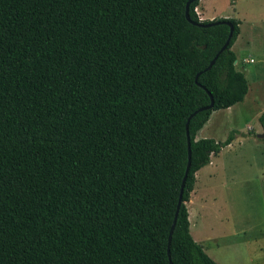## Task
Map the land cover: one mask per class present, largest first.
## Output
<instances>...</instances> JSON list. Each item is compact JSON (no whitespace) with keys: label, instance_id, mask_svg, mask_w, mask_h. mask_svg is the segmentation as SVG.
Here are the masks:
<instances>
[{"label":"trees","instance_id":"obj_1","mask_svg":"<svg viewBox=\"0 0 264 264\" xmlns=\"http://www.w3.org/2000/svg\"><path fill=\"white\" fill-rule=\"evenodd\" d=\"M189 0H0V264H218L190 232L198 138L243 102L227 24ZM190 5L191 18L201 19ZM191 169L170 245L188 164ZM259 121L264 127V112ZM249 134H254L250 131Z\"/></svg>","mask_w":264,"mask_h":264},{"label":"crops","instance_id":"obj_2","mask_svg":"<svg viewBox=\"0 0 264 264\" xmlns=\"http://www.w3.org/2000/svg\"><path fill=\"white\" fill-rule=\"evenodd\" d=\"M208 1L201 0L199 11L202 19L233 17L230 14L222 16L211 6L208 8ZM241 2L238 0V9H234L240 23L235 42L237 50L235 43L233 49L237 54V68L246 74L249 81V92L243 102L226 109L239 107L243 116L250 113L247 103L251 97L254 101L260 98L264 104V13L256 10L245 13ZM248 63L259 66L247 69ZM251 79L253 83H250ZM263 112L264 106L255 115L258 118ZM212 115L198 138L223 141L232 130L240 134L220 153L213 155L209 164L197 171L196 183L187 202L190 232L218 264H264V210L263 214L261 212V208L264 209V138L257 136L264 132V127L258 121L260 125L246 123L245 128L227 127L218 133V128L210 127ZM243 117L245 122H249ZM250 131L254 134H249ZM254 206L258 212L250 213V207ZM203 221L205 231L196 232L195 237L192 227L199 230Z\"/></svg>","mask_w":264,"mask_h":264},{"label":"rangeland","instance_id":"obj_3","mask_svg":"<svg viewBox=\"0 0 264 264\" xmlns=\"http://www.w3.org/2000/svg\"><path fill=\"white\" fill-rule=\"evenodd\" d=\"M201 2L200 5L197 7V10L201 9ZM207 5L212 7V9H215L218 14L222 16H233L236 18V14L234 13V9H238V0H209L207 2ZM237 5V8H236ZM241 7L242 9L246 12L248 10L251 11H258V12H263L264 13V0H242L241 2ZM201 11V10H200ZM243 11V12H244ZM238 12V10H237ZM230 14V15H229ZM202 19V18H201ZM235 43V50H237ZM259 66L257 63H248L246 65L247 69H252ZM241 67V65H240ZM254 81L251 79L250 83H253ZM264 104L262 101H260V98H257L255 101L253 97H251L247 103V108H249L250 113H246L245 118L249 122H245L244 117L242 114H240V108H234L233 110H227V109H220V110H215L212 115V121L210 123V127L216 129L218 128V133L223 132L227 127H236V128H245L246 123H249L251 126L254 125H260L258 122L259 117L255 115L257 111L260 110V107H263ZM241 115V116H240ZM234 124V126H232ZM247 131V130H246ZM203 137V136H202ZM198 202V201H197ZM189 203V202H188ZM187 203V205H188ZM263 208H261V212L263 214ZM258 208L256 206L250 207V213H257ZM260 217V216H259ZM261 218V217H260ZM205 231V222L203 221L201 223V226L199 230H195V227H192V233L197 237L196 232H204Z\"/></svg>","mask_w":264,"mask_h":264},{"label":"water","instance_id":"obj_4","mask_svg":"<svg viewBox=\"0 0 264 264\" xmlns=\"http://www.w3.org/2000/svg\"><path fill=\"white\" fill-rule=\"evenodd\" d=\"M193 1H195V0H189L187 2V4H186V13L185 14H186V18L190 22H192L193 24H197V25L203 26V27H209V26L218 25V24H222V23L223 24H227V25L230 26V32H229V35L227 37V40L223 44V46L221 47L219 52L216 54L214 59L211 61L209 66L207 67V70H209L213 66V64L215 63V61L218 58V56L220 55V53H222L229 46V44H230V42H231V40L233 38V35H234L235 25L232 22L225 21V20H219V19L211 20L210 22H207V23L197 22V21L193 20L191 18V14H190V5H191V3ZM209 94H210V97H211V102L208 105L200 107L199 109L194 111L189 116L188 121H187V125H186L187 137H188V156H189V160H188V164H187V167H186V170H185V174H184V177H183V180H182L181 189H180V195H179V200H178V205H177V210H176L175 217H174V220H173V223H172V226H171V230H170V234H169V250H168L169 256H170V245H171V241H172V237H173V234H174V230H175V227H176V224H177V221H178L180 208H181V205L183 203L184 189H185V186H186V181H187V178H188V175H189V172H190V169H191V163H192V149H191V136H190V130H189V123H190V120L192 119V117L194 115H196L199 111H204V110L213 108V106H214V97H213L211 92H209ZM257 136L259 138H264V132L258 133ZM171 264H173L172 261H171Z\"/></svg>","mask_w":264,"mask_h":264},{"label":"built area","instance_id":"obj_5","mask_svg":"<svg viewBox=\"0 0 264 264\" xmlns=\"http://www.w3.org/2000/svg\"><path fill=\"white\" fill-rule=\"evenodd\" d=\"M196 12L198 13V15H199V16H200V18H201L200 11H199V10H197V8H196Z\"/></svg>","mask_w":264,"mask_h":264}]
</instances>
